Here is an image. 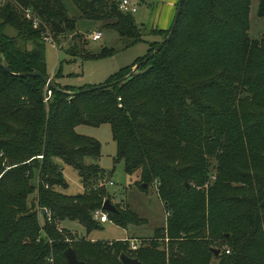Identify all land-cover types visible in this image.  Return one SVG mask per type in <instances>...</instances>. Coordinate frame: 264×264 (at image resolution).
I'll return each instance as SVG.
<instances>
[{
  "label": "trees",
  "instance_id": "obj_1",
  "mask_svg": "<svg viewBox=\"0 0 264 264\" xmlns=\"http://www.w3.org/2000/svg\"><path fill=\"white\" fill-rule=\"evenodd\" d=\"M251 1L182 0L168 41L161 45L171 27L150 30L161 38L145 56L101 86L81 87H62L46 68V30L53 38L54 23L65 34L75 30L61 0L0 2V63L11 72L0 66V264H67L68 248L83 264H121L122 254L140 264H210L222 257L225 264H264V35L248 36ZM257 1V16L264 17V0ZM74 2L127 47L142 41L120 2ZM25 9L40 21L36 29ZM79 38L68 55L84 51ZM32 71L56 87L17 76ZM103 124L125 173L137 175L142 191L156 185L170 214L133 252L129 240L91 243L60 228L77 222L86 236L101 229L94 214L112 195L99 165L85 162L99 159L100 145L75 128ZM58 161L77 172L80 194H63L68 185ZM186 181L199 189H187ZM112 205L115 213H103L115 226L145 223L129 205ZM214 241L229 254L215 256Z\"/></svg>",
  "mask_w": 264,
  "mask_h": 264
},
{
  "label": "rangeland",
  "instance_id": "obj_2",
  "mask_svg": "<svg viewBox=\"0 0 264 264\" xmlns=\"http://www.w3.org/2000/svg\"><path fill=\"white\" fill-rule=\"evenodd\" d=\"M109 1L120 2L121 0ZM128 1L136 6V12L132 14V18L142 30L143 36L142 41L129 47L126 46L125 41L119 38L115 30L103 27L101 22L84 18L74 0H61L67 16L75 20V30L66 34H58L54 38L50 33L49 41H44L45 61L49 77L55 78L58 75L56 82L62 87L101 86L111 76L145 56L150 42L159 41L161 38L158 35H149V31L153 30L151 29L152 26H162L168 19L172 20L173 23L176 11H173L172 17H170L169 8H167V5L171 2L170 0ZM257 6L258 1L252 0L248 30V36L252 40H260L264 35V17L257 16ZM94 32L102 34L98 41H93L90 38V35ZM76 35L82 37L79 38L80 43L77 42L76 45L81 47V42L86 41L84 51L91 56H98L97 59L82 60L81 55L85 52L81 49L76 56H70L66 53L75 44ZM49 96L50 94H48L46 101ZM75 132L99 143V159L97 161L86 159L85 162H95L99 165L102 170L101 180L112 195V204L129 205L145 223L141 226H128L126 229H121L108 221L101 224V229L92 232L88 236H86L83 227L77 222L64 221L60 224V228H66L77 239L84 238V241L91 243L102 241L105 245L108 243L109 246L115 241L127 243L125 241L129 240V242L135 241L139 244L140 241L141 243L150 241L148 239L153 237L154 231L163 225L165 226L170 215L168 209L165 208L158 197L157 186L152 184L143 188L145 190L142 191L137 185L139 183L137 175L130 176L125 173L123 162L116 159L117 146L108 124L99 127L81 125L75 128ZM58 163L62 167L63 176L68 185L66 189L62 190L63 194L68 196L80 194L83 190L77 172L59 161ZM214 165L215 161L212 160L211 168H214ZM210 176L212 180L214 171ZM186 183L190 185V188L199 189L190 181H186ZM33 198V195L30 196L31 202L34 200ZM213 243L215 249L220 250V254L223 250L225 256L229 254L226 253L224 242L214 241ZM128 251L133 252L130 246H128ZM222 258L219 260L211 259L210 264H225V257Z\"/></svg>",
  "mask_w": 264,
  "mask_h": 264
},
{
  "label": "water",
  "instance_id": "obj_3",
  "mask_svg": "<svg viewBox=\"0 0 264 264\" xmlns=\"http://www.w3.org/2000/svg\"><path fill=\"white\" fill-rule=\"evenodd\" d=\"M181 4H182V0H178L177 9H176V12H175L173 24L171 25V29H170L169 35L167 36L166 39H164L161 42V45L164 44L166 41H168L171 38V35H172L173 31H174V28H175V25H176V22H177V18H178V15H179ZM53 26H54L56 34H64L65 33V29L62 28L59 24L54 23ZM0 66L6 73L11 74V72L9 71V69H8V67L6 65V62L3 59L1 60ZM137 68H138V65L133 67V69H132L131 73L129 74V76H131L134 73V71L137 70ZM17 76L41 78L42 81L44 83H46L47 86H49L51 88H55L56 87V85L50 80V78L43 76L38 71H32V72H29V73H22V74H19ZM185 186H186L187 189L189 188L188 184H186ZM143 188H146V185H143ZM102 211L108 212V213H115L116 209L111 204V202L109 200H106L103 203V205H102ZM44 212L45 211H43V213ZM211 252L215 256H218L220 254V250L219 249H211ZM64 257H65V260L67 261V264H83L82 262L78 261V259L76 257V254H75V252L73 251L72 248H68L64 252ZM119 260H120L121 264H140V262L137 259H133L131 257H128V256L124 255V254H122L119 257Z\"/></svg>",
  "mask_w": 264,
  "mask_h": 264
},
{
  "label": "built area",
  "instance_id": "obj_4",
  "mask_svg": "<svg viewBox=\"0 0 264 264\" xmlns=\"http://www.w3.org/2000/svg\"><path fill=\"white\" fill-rule=\"evenodd\" d=\"M5 0H0V2H4ZM119 8L123 11V12H126V13H135L136 12V6L135 5H132L128 0H121L120 3H119ZM24 16L25 18L32 22L33 24V28L36 29L39 24H40V21L32 14L31 10L30 9H25L24 11ZM49 34L50 32L48 30H46V33L43 37L44 41H49ZM102 34L100 32H94L90 35V38L93 40V41H98L100 38H101ZM50 43V42H49ZM50 94V92L48 93ZM95 219H97L100 223L104 224V223H107L108 222V219H107V215L105 213H103V211H98L95 213ZM139 247V243L135 242V241H132L130 242V249L132 251H135L137 250V248ZM226 253H229L228 251H226Z\"/></svg>",
  "mask_w": 264,
  "mask_h": 264
},
{
  "label": "crops",
  "instance_id": "obj_5",
  "mask_svg": "<svg viewBox=\"0 0 264 264\" xmlns=\"http://www.w3.org/2000/svg\"><path fill=\"white\" fill-rule=\"evenodd\" d=\"M170 4L167 5V8H169V12H170V17H172V13L173 11H176V6L178 3V0H170ZM166 8V7H165ZM165 11V9H163ZM162 10V12H163ZM174 16V15H173ZM171 23L172 20L170 21L169 19L165 22V24H163L162 26H152L151 29H155V30H161V31H166L169 29V27H171ZM148 29V28H147Z\"/></svg>",
  "mask_w": 264,
  "mask_h": 264
}]
</instances>
